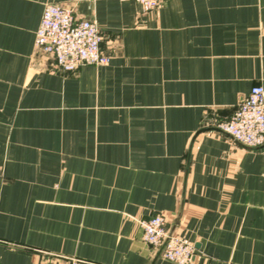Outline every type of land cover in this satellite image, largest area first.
Segmentation results:
<instances>
[{
	"label": "crops",
	"instance_id": "obj_1",
	"mask_svg": "<svg viewBox=\"0 0 264 264\" xmlns=\"http://www.w3.org/2000/svg\"><path fill=\"white\" fill-rule=\"evenodd\" d=\"M48 3L94 18L108 64L61 72L35 47ZM264 86V0H0L2 264H264V146L221 129Z\"/></svg>",
	"mask_w": 264,
	"mask_h": 264
},
{
	"label": "built area",
	"instance_id": "obj_2",
	"mask_svg": "<svg viewBox=\"0 0 264 264\" xmlns=\"http://www.w3.org/2000/svg\"><path fill=\"white\" fill-rule=\"evenodd\" d=\"M99 1V0H91ZM141 4L150 11L159 7L161 0H121ZM104 35L97 22L78 17L75 8L59 3L45 5L35 36V47L50 55L61 72H72L84 65L108 64L111 56L102 48ZM221 129L234 141L251 148L264 146V86H253L239 103L232 116L221 124ZM143 239L161 249L166 260L178 264H192L196 253L193 241L169 231L165 217L153 215L140 220ZM77 258L54 260L45 264H79ZM0 264L2 259L0 257Z\"/></svg>",
	"mask_w": 264,
	"mask_h": 264
},
{
	"label": "rangeland",
	"instance_id": "obj_3",
	"mask_svg": "<svg viewBox=\"0 0 264 264\" xmlns=\"http://www.w3.org/2000/svg\"><path fill=\"white\" fill-rule=\"evenodd\" d=\"M94 2H96V1H94ZM63 5V4H62ZM70 7H72V6H70ZM75 12H76V14H77V16L78 17H82L83 18V16H80L78 13H77V11L75 10ZM84 18H87V17H84ZM88 19H91V20H94L95 22H96V20L94 19V18H88ZM99 26V25H98ZM76 71V70H75ZM74 72V71H73ZM171 232V231H170ZM173 233V232H172Z\"/></svg>",
	"mask_w": 264,
	"mask_h": 264
}]
</instances>
